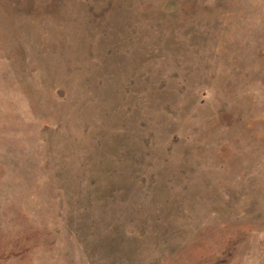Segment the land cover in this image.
<instances>
[{"label":"rangeland","instance_id":"obj_1","mask_svg":"<svg viewBox=\"0 0 264 264\" xmlns=\"http://www.w3.org/2000/svg\"><path fill=\"white\" fill-rule=\"evenodd\" d=\"M0 264H264V0H0Z\"/></svg>","mask_w":264,"mask_h":264}]
</instances>
